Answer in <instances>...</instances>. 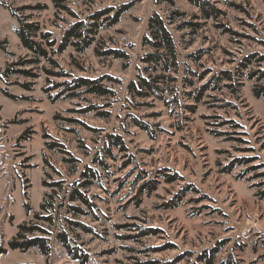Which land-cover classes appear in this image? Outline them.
I'll use <instances>...</instances> for the list:
<instances>
[{
  "label": "rangeland",
  "instance_id": "rangeland-1",
  "mask_svg": "<svg viewBox=\"0 0 264 264\" xmlns=\"http://www.w3.org/2000/svg\"><path fill=\"white\" fill-rule=\"evenodd\" d=\"M203 1L218 10L217 17H207L187 0H68L64 5L76 18L55 8L53 0H0V73L9 63L33 58L22 47L17 19L7 7L22 8L19 16L49 32L56 51L69 24L132 5L116 25L101 28L83 53L71 47L61 54L48 49L51 59L75 77L113 78L104 84L114 96L51 103L44 89L63 79L47 75L52 66L43 59L17 67L36 78L18 74L0 79V264H79L56 240L60 231L87 252L88 264H126L133 255L140 262L171 261L184 252L195 257L222 241L215 264H264V96L253 94L264 87V0ZM153 14L163 19L174 41L176 66L145 72L141 58L153 49L143 40L149 37ZM109 49L124 52L127 59L98 55ZM251 56L262 59L255 62ZM225 72L231 81L222 79ZM139 76L161 77L163 100L138 97L129 87ZM24 83L31 90H25ZM89 105L109 116L82 114ZM134 120L148 125L153 134ZM109 135L120 136L126 149L109 147ZM239 159L248 161L240 165ZM90 172L94 178L81 176ZM172 175L177 180L166 182ZM82 181L92 183L81 190L96 209L74 216L68 205L80 203L68 198ZM43 182L60 187H44ZM145 183L148 187L143 188ZM187 187L189 192L182 195ZM67 219L97 230L99 238L71 230ZM23 223L46 231L49 256L36 249H9L8 242ZM146 227L158 234L139 242L124 238ZM164 244L175 249L146 254L124 249L152 250ZM194 257L178 264H195Z\"/></svg>",
  "mask_w": 264,
  "mask_h": 264
},
{
  "label": "trees",
  "instance_id": "trees-1",
  "mask_svg": "<svg viewBox=\"0 0 264 264\" xmlns=\"http://www.w3.org/2000/svg\"><path fill=\"white\" fill-rule=\"evenodd\" d=\"M68 0H53L54 6L57 9H61L66 11L68 14L76 18V16L71 12L69 8H67L64 3ZM172 4L173 0H165ZM189 3L193 4L194 6L200 8L207 17L215 16L219 14L218 10H216L213 6L206 3L203 0H187ZM206 6L210 7V11L206 9ZM132 7L131 4L122 5L117 10L113 9H105L94 13L93 15L89 16L85 20H77L74 23L68 25V27L63 31V35L61 37L60 42L56 47V51H54V47L56 46V41L51 39V34L46 31H42L40 26L37 23L31 22L29 17L22 18L17 14V11H22L23 9H12L8 8L11 15L17 19L18 28L16 30V35L24 49L32 53L33 58L23 61V62H12L7 64L3 72L0 73V79L4 80L13 75H24L26 77H33L36 78V75H32L29 71L19 70L17 67H23L25 65H36L38 62L43 59L48 61L52 68L46 71V74L50 77L63 79L60 83H52L47 88L44 89V92L47 95V98L51 103H56L58 101H65V100H73V99H84L85 96L91 95L96 97H111L114 96L112 90H110L104 83L115 81L111 77H99L97 79H91L86 77H75L71 73L66 72L62 69L56 61L51 59V53H63L67 48L71 47L78 53H83L86 49L92 46L95 38L101 28H111L116 25L120 21V17L123 13L130 10ZM40 8V7H36ZM175 16H179L177 12H173ZM148 30H149V37H145L143 40L144 45H149L152 47L153 52L146 53L142 58L141 62L144 64V71L145 72H155L157 68L163 67L164 69L168 70L169 64H172L173 67L176 66L174 64L176 62V47L174 41L168 31L165 22L158 14H153L148 21ZM225 32H231L229 29H226ZM39 38L41 41H38ZM43 42L45 44H43ZM49 50H52L50 53ZM4 50V49H2ZM99 56H110L113 59L117 60H124L127 59V55L119 50L109 49L103 52H98ZM255 56H251L250 58H254ZM197 59V58H196ZM262 58H254L255 62H260ZM246 62L251 63L250 59H246ZM244 68H247L246 65H242ZM16 67V68H15ZM255 73L250 75V78L254 76ZM222 79L231 81V74L230 73H222ZM264 76V72L261 73V77ZM161 77H153L152 79L148 80L144 77L139 76L138 81L135 84H130V89L137 94L138 97L145 98L149 96H153L156 99L163 100V92L164 89L160 87L158 84L160 83ZM218 78L217 80H219ZM50 82V81H49ZM214 82V77L210 80V83ZM25 90H31L30 84H22L21 85ZM138 87L140 89H138ZM228 88H232L231 85H228ZM206 89V85L200 88L199 96L197 97V101L199 100L202 92ZM5 92V96L10 99H15L14 96L9 95ZM253 94L256 98H260L264 96V87L260 89H254ZM99 108L95 105H89L81 110L82 114L88 113H95L96 116L101 118H107L109 116L106 112L98 111ZM134 124L139 127L141 130L146 131L148 134L152 135V130L148 127V125L134 120ZM106 143L109 147L118 148L121 152H123L126 147L124 145L123 140L120 136L117 135H109ZM50 148L53 145H49ZM248 160L246 159H239L237 163L242 165L245 164ZM231 166L227 167L226 172L230 171ZM83 178H94V174L90 172L88 175L87 173H82L81 175ZM177 177L175 175L166 177V182L172 183L176 181ZM92 183L90 181H82L77 182L76 185L72 188L69 194V202L80 203V206L76 205H68V209L74 216H84L88 215L89 213H93L96 209L95 204L91 199L87 197V195L81 190L87 188ZM149 183H145L143 188L148 187ZM43 186L47 187H60L59 183H53L52 185H47V183L43 182ZM149 189H154V187L149 186ZM189 192L188 187L183 190L182 195H185ZM49 196L48 193H45V197ZM261 199H264V192L261 194ZM180 200V198H179ZM176 203H173L175 206ZM52 207V203L49 205ZM25 211L29 212V207L27 204L24 205ZM41 209L44 210L45 206L41 205ZM35 219L37 220H45L47 222L52 221V217H42L40 215H34ZM67 225L71 230H79L85 234H90L99 238V233L97 230L85 225L79 221L67 219ZM127 226H122L120 228H125ZM129 227V226H128ZM131 228V226H130ZM138 235H131L128 237H124L128 240H132L133 242H139L138 239L146 236H155L158 234L156 229H151L146 227L145 229H140ZM34 234H39L34 236ZM46 231L36 224H20L17 227L16 235L8 242V247L12 251H20L26 252L31 249H36L40 255L42 256H49L51 253V248L49 246L48 238L45 237ZM56 240L64 249L66 255L73 261L78 262L79 264H88L89 263V255L86 251L75 241V239L71 238L66 231H60L56 234ZM224 241L217 243L214 247L209 250L202 251L199 255L195 256L190 252H184L178 256H176L171 261H146L140 262L135 255L130 257L131 261L127 262L126 264H178L182 260L193 258L195 264H215V258L217 257L218 253L220 252L221 248L224 245ZM125 250L129 251L133 254H146L148 252H162L166 250L175 249V246L172 244H164L155 249H134L132 247H124ZM2 252V251H0ZM3 253V252H2ZM119 264H123L122 262H118ZM234 264V263H228Z\"/></svg>",
  "mask_w": 264,
  "mask_h": 264
}]
</instances>
